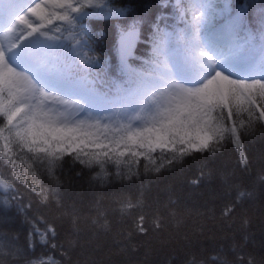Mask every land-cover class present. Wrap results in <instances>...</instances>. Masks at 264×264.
<instances>
[{
  "label": "snow or ice",
  "instance_id": "obj_1",
  "mask_svg": "<svg viewBox=\"0 0 264 264\" xmlns=\"http://www.w3.org/2000/svg\"><path fill=\"white\" fill-rule=\"evenodd\" d=\"M175 14L184 27H162L164 18L157 16L151 23L150 58L134 67L130 60L147 21L113 0H0V159L19 183L43 195L26 174L37 176L36 163L52 171L65 156L98 167L96 176L103 179L110 163L118 175L122 164L131 172L141 159L146 172L149 165L159 172L229 143L247 169L242 135L257 125L264 128V6L181 0ZM126 15L131 22L121 23ZM92 16L116 21L113 65H98L84 51L91 50L92 40L84 21ZM97 67L99 77L88 71ZM157 151L159 157L153 155ZM202 176L191 183H202ZM0 186L12 190L11 200L18 199L10 180L0 178ZM236 193L223 216L230 217L236 204L251 196L239 188ZM25 207L19 205L21 211ZM143 221L140 216L136 223L141 234L147 231ZM32 235L57 247L50 224L42 230L33 222ZM232 251L243 264L238 248ZM218 260L231 264L221 253L198 264ZM28 264L57 262L39 255ZM189 264H197L195 257Z\"/></svg>",
  "mask_w": 264,
  "mask_h": 264
},
{
  "label": "trees",
  "instance_id": "obj_2",
  "mask_svg": "<svg viewBox=\"0 0 264 264\" xmlns=\"http://www.w3.org/2000/svg\"><path fill=\"white\" fill-rule=\"evenodd\" d=\"M113 2L147 21L141 25L130 60L140 67L152 52L151 23L162 16V27L175 24L173 0ZM236 2L264 6V0ZM84 22L92 33L91 50L84 51L98 65L101 61L115 64L116 21L92 16ZM120 22L130 23L131 15ZM90 72L100 76L99 67ZM241 143L249 158L247 169L230 143L213 154L193 153L159 172L152 165L146 172V161L141 159L131 172L122 164L118 175L110 163L103 179L96 176L98 167H85L69 156L57 161L52 171L46 164L36 163L37 176L26 174L25 178L42 188L43 195L19 183L11 167L0 159V178L10 180L18 193V199L11 200L12 190L0 186V264H28L39 255L51 256L57 264H189L193 257L198 264L215 253L238 264L233 246L242 253L243 264H264V128L257 125L247 136L242 135ZM153 155L159 157L160 153ZM21 170L27 172L24 164ZM201 173L202 183L193 185L191 180ZM237 188L251 196L225 217L224 205L235 201ZM21 203L26 206L23 211ZM140 216L147 229L144 234L136 231ZM33 222L42 230L48 224L55 228L57 247L42 243L37 235L29 236Z\"/></svg>",
  "mask_w": 264,
  "mask_h": 264
},
{
  "label": "rangeland",
  "instance_id": "obj_3",
  "mask_svg": "<svg viewBox=\"0 0 264 264\" xmlns=\"http://www.w3.org/2000/svg\"><path fill=\"white\" fill-rule=\"evenodd\" d=\"M181 2V0H173L172 2V6L174 7V14H173V17H174V20H175V24H174V27L179 30L181 28L184 27L183 23L178 19V17L176 16L175 14V9H176V6ZM199 15V14H197ZM190 18V17H189ZM169 31H171V29H168ZM81 67H83V65H81ZM88 71L90 72V69H88ZM92 77H89V79H91ZM99 87V85H97Z\"/></svg>",
  "mask_w": 264,
  "mask_h": 264
},
{
  "label": "water",
  "instance_id": "obj_4",
  "mask_svg": "<svg viewBox=\"0 0 264 264\" xmlns=\"http://www.w3.org/2000/svg\"><path fill=\"white\" fill-rule=\"evenodd\" d=\"M138 42H139V40H138ZM138 42H137V44H138ZM136 47H137V45H136ZM135 50H136V48H135ZM135 50H134V52H135Z\"/></svg>",
  "mask_w": 264,
  "mask_h": 264
}]
</instances>
